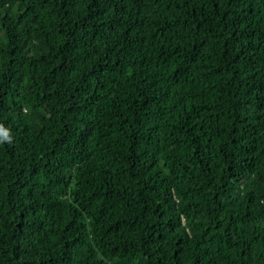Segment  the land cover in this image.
<instances>
[{"label": "trees", "instance_id": "trees-1", "mask_svg": "<svg viewBox=\"0 0 264 264\" xmlns=\"http://www.w3.org/2000/svg\"><path fill=\"white\" fill-rule=\"evenodd\" d=\"M0 264H264V0H0Z\"/></svg>", "mask_w": 264, "mask_h": 264}, {"label": "clouds", "instance_id": "clouds-1", "mask_svg": "<svg viewBox=\"0 0 264 264\" xmlns=\"http://www.w3.org/2000/svg\"><path fill=\"white\" fill-rule=\"evenodd\" d=\"M7 134L5 133V136H6Z\"/></svg>", "mask_w": 264, "mask_h": 264}]
</instances>
